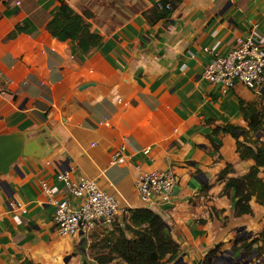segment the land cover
I'll return each instance as SVG.
<instances>
[{
    "label": "crops",
    "instance_id": "0c3cea01",
    "mask_svg": "<svg viewBox=\"0 0 264 264\" xmlns=\"http://www.w3.org/2000/svg\"><path fill=\"white\" fill-rule=\"evenodd\" d=\"M62 4L86 18L100 47L85 56L50 34ZM254 29L264 36V0H0V137L24 142L18 170L0 176V264H100L116 230L138 228L130 217L139 209L160 214L180 246L163 264L263 262L234 249L260 239L264 203L253 197L252 214L238 215L228 184L257 165L238 141L264 145V132L242 136V107L261 110L264 86L224 91L202 80L215 54L227 56ZM121 149L126 161L116 164ZM153 171L171 173L175 186L147 207L137 181ZM64 172L119 202L112 225L59 234L43 185L70 198Z\"/></svg>",
    "mask_w": 264,
    "mask_h": 264
},
{
    "label": "trees",
    "instance_id": "16d2710c",
    "mask_svg": "<svg viewBox=\"0 0 264 264\" xmlns=\"http://www.w3.org/2000/svg\"><path fill=\"white\" fill-rule=\"evenodd\" d=\"M48 31L61 42H72L85 56L103 43V38L91 30V25L86 18L67 4L60 6L48 25ZM242 112L250 128V131H245L242 135L245 139L251 134L255 138L264 132V107L257 110L256 106L248 105L245 108L242 107ZM223 130L239 139L241 129L228 126ZM257 143V141L254 142L255 145ZM238 153L243 159H252L257 164L246 176L233 179L228 184V188L236 192L238 201L234 209L241 216L252 214L250 202L253 197L257 198L258 203H264V179L259 177L260 167L264 166V145L257 144L256 148H252L238 141ZM130 219L138 228L126 226L125 229L116 230L112 238L106 240L103 245L104 252L101 256H97L100 264H108L115 259H120L126 264H163L167 258L172 260L178 255L180 246L173 239L165 219L160 214L152 209H139L131 212ZM126 232L132 233L134 237L129 238ZM260 241L263 242L262 246L258 245ZM218 250L220 247L210 253L208 259H215ZM238 250L245 253L246 260L253 254L262 257L264 231L260 239L250 243L244 241L238 249H234V251ZM24 264L35 263L27 261Z\"/></svg>",
    "mask_w": 264,
    "mask_h": 264
},
{
    "label": "built area",
    "instance_id": "2783aa9c",
    "mask_svg": "<svg viewBox=\"0 0 264 264\" xmlns=\"http://www.w3.org/2000/svg\"><path fill=\"white\" fill-rule=\"evenodd\" d=\"M170 8V6H168ZM202 80L220 85L224 91L234 89L241 83L251 90L264 86V36L255 29L245 38H239L227 56L215 54L206 67ZM126 158L123 149L114 156V163L123 164ZM58 179L64 182L70 198L59 196V189L43 185L49 205L53 206L57 231L62 236L89 235L100 225H112L120 212L119 202L103 191L97 181L80 179L72 181L67 173ZM175 186L171 173L153 171L142 175L137 189L143 203L151 207L155 197L169 196Z\"/></svg>",
    "mask_w": 264,
    "mask_h": 264
},
{
    "label": "water",
    "instance_id": "95a60500",
    "mask_svg": "<svg viewBox=\"0 0 264 264\" xmlns=\"http://www.w3.org/2000/svg\"><path fill=\"white\" fill-rule=\"evenodd\" d=\"M23 149L24 142L21 137L16 135L0 137V176L8 175L11 169L18 170L16 163L23 156ZM238 261L239 264H252V261L241 259ZM257 264H264V261Z\"/></svg>",
    "mask_w": 264,
    "mask_h": 264
},
{
    "label": "rangeland",
    "instance_id": "374dc122",
    "mask_svg": "<svg viewBox=\"0 0 264 264\" xmlns=\"http://www.w3.org/2000/svg\"><path fill=\"white\" fill-rule=\"evenodd\" d=\"M96 236H97L96 233H92L90 239H94Z\"/></svg>",
    "mask_w": 264,
    "mask_h": 264
}]
</instances>
